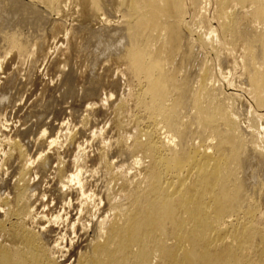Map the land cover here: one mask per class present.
<instances>
[{
	"label": "bare ground",
	"instance_id": "1",
	"mask_svg": "<svg viewBox=\"0 0 264 264\" xmlns=\"http://www.w3.org/2000/svg\"><path fill=\"white\" fill-rule=\"evenodd\" d=\"M28 1L0 0V26L7 35L14 32L12 39L5 38V45L33 56L36 52L23 26L40 31L48 27L52 35H58L64 21L53 15L62 12L67 0H41L47 6L45 14ZM201 1L76 0L82 18L102 17L105 27L92 30L88 25H74L70 55L84 56L83 50L95 40L104 52L92 61L91 73L102 55L121 53L136 86L130 96L134 109L128 114L136 135L131 144L115 143L134 157L136 173L129 178L120 170L111 171L117 186L122 181L120 194L109 187L107 207L91 221V234L72 249L75 259L71 264H264V198L257 186L246 188L248 180L240 171L247 152L264 165V127H258L264 120V0H213L216 27L209 26L211 18L201 8ZM114 7L122 20L111 26L106 23ZM187 32L198 37L189 38ZM239 43L245 49L243 66L255 108L250 112V125L242 127L231 109L237 94L221 90L205 68L191 96L203 135L193 139L184 132L178 136L168 132L170 123L163 107L166 96H171L170 53L184 47L201 53L210 45L218 49ZM223 55L220 59L226 58ZM11 90L12 78L0 92V107L8 102ZM127 112V101L120 100L113 109L117 130L126 127ZM43 137L50 147L58 145V138ZM13 145L23 165L17 182L8 186L13 193L3 200L6 208L0 211V264H65L57 257L61 240H50L54 230L45 227L43 220L38 228L26 222L32 215V196L27 192L32 165L24 159V146ZM39 159L43 173L50 157ZM57 161L61 176L65 169L61 159ZM102 161L109 166L104 158ZM85 185L78 168L61 176L55 195L62 198L66 188L85 195ZM85 201L82 205L87 206Z\"/></svg>",
	"mask_w": 264,
	"mask_h": 264
},
{
	"label": "rangeland",
	"instance_id": "2",
	"mask_svg": "<svg viewBox=\"0 0 264 264\" xmlns=\"http://www.w3.org/2000/svg\"><path fill=\"white\" fill-rule=\"evenodd\" d=\"M32 2L34 9L46 13L47 6L41 0ZM76 3V0H67L62 12L58 16L53 15L55 19L64 21L59 36L52 35L48 27L40 31L23 26V33L36 52L33 56L21 55L18 50L5 45V38L12 39L14 32L7 35L0 26V92L12 78L9 100L0 107V211L6 208L3 200L13 193L8 186L17 182L23 165L13 145L19 143L26 151L25 161L30 160L32 165V172L27 176L32 215L26 222L30 227L38 228L43 220L45 227L54 230L50 240H61L59 245L62 249L57 257L60 256V261L65 264L74 262L72 249L82 243V237L91 234V221L103 214L109 187L114 186L115 193L120 194L122 181L119 180L117 186L112 173L120 170L129 178L136 173L134 157L115 146L117 141L131 144L136 135V127L128 116L134 109L130 96L136 86L121 53L102 55L100 65L91 73L92 61L104 52L95 40L83 50L84 56L70 55L69 41L74 25H88L92 30L105 27H102V17L92 21L82 18V8L80 6L79 10ZM202 7L211 18L209 26L216 27L213 0H202ZM191 19L192 15L186 18L187 21ZM121 20V13L114 7L106 24L114 26ZM208 29L207 25L205 31ZM83 33L86 36L85 30ZM185 34L192 39L198 37L196 33ZM222 53L226 58L220 59ZM244 53L241 43L218 49L210 45L201 53L186 47L170 53L167 63L173 68L168 83L171 96H166L163 107L170 123L168 127L165 125L168 132L176 136L184 132L193 139L203 135L204 127L200 124L191 96L205 68L210 70L221 90H233L237 94L231 109L238 114L242 127L250 125V112L255 108L248 95L250 82L243 66ZM169 98L172 99L170 102ZM120 100L127 101L128 109L123 130H117L112 122L113 109ZM258 127H264V120L258 123ZM44 135L46 138H58V145L50 147L44 143ZM40 157H50L43 173L39 171ZM57 158L61 159V166L65 169L61 176H69L78 168L82 169L85 195L74 194V189L66 188L62 198L56 197L54 190L61 184ZM103 158L109 166L102 161ZM242 158L240 171L243 179L248 180L246 188L257 186L263 200L264 165L258 164L248 152ZM72 187L75 188V184ZM84 200H87V206L82 205ZM263 210L264 202L261 201ZM84 226L86 230L83 231Z\"/></svg>",
	"mask_w": 264,
	"mask_h": 264
}]
</instances>
